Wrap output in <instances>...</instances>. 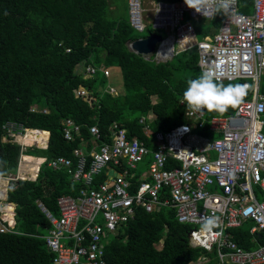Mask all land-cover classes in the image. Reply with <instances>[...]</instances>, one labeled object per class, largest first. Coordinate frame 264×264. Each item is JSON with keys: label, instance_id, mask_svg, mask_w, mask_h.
I'll list each match as a JSON object with an SVG mask.
<instances>
[{"label": "built area", "instance_id": "2783aa9c", "mask_svg": "<svg viewBox=\"0 0 264 264\" xmlns=\"http://www.w3.org/2000/svg\"><path fill=\"white\" fill-rule=\"evenodd\" d=\"M253 1L252 14L240 11V0H207L203 13L185 1L154 2L151 21L146 24L143 0H128L131 26L138 32L150 26L154 34L162 36L155 51L157 62L196 49L202 72L211 71L218 83L247 85L246 93L251 92L252 98L244 100L231 116L208 119L207 112L188 110V123L155 134V149L130 138L126 128L114 123L106 141L99 127L90 128L91 139L74 150L76 164L66 157L45 159L43 164L67 170L75 182L84 185L77 196L58 198L59 217L37 201L52 225L45 240L54 254L53 264H108L110 237L118 236L140 209L153 213L162 207L175 209L181 224L192 225L191 242L207 252L216 251L220 264H264V245L247 251L230 237L231 230L248 221L254 223L253 236L264 234V0ZM222 5H227V11ZM218 9L224 15L222 26L212 37L199 40L194 22L213 20ZM80 70L86 77L97 73L91 64ZM104 73L111 76L110 70ZM106 91L118 94L109 86ZM76 96L90 101L87 90H77ZM38 110L35 106L32 112ZM140 122L144 124L146 118ZM208 125L210 132L220 137L201 134ZM4 129L12 142L25 149L27 135L41 132L16 122H8ZM146 132L150 133L149 126ZM81 133V126L73 119L64 121L66 141H74ZM35 146L47 149L48 139ZM148 158L152 161L143 172L141 165ZM30 172L1 178L0 201H7L8 196V190L4 193L2 189L3 181L9 188L15 180H36L38 175L29 178ZM103 174L105 180L99 182ZM137 175L138 185L133 182ZM11 214V218L6 214L0 218V232L17 233L5 226L13 221L15 213ZM210 216L219 224L211 236L200 231L202 218Z\"/></svg>", "mask_w": 264, "mask_h": 264}, {"label": "trees", "instance_id": "16d2710c", "mask_svg": "<svg viewBox=\"0 0 264 264\" xmlns=\"http://www.w3.org/2000/svg\"><path fill=\"white\" fill-rule=\"evenodd\" d=\"M253 2L240 0V11L252 14ZM113 3L117 5V0ZM118 13L112 12L111 0H0V179L16 177L23 156L48 161L66 157L76 164L74 150L91 139L93 126L99 127L106 141L110 128L119 123L130 138L155 149L156 133L189 122L188 109L181 101L187 82L202 73L198 53L182 52L166 63L145 60L129 48L141 36L130 24L128 3L122 16ZM223 20L218 9L213 20L194 22L198 39L219 30ZM148 29L154 33L151 27ZM86 64L97 68L94 76L86 77L80 70ZM105 69L122 73L124 92L120 95L101 91L112 81ZM83 89L90 93L89 102L76 96V91ZM247 98L245 95L243 101ZM35 106L39 110L32 112ZM239 106L223 114L207 112L208 119L234 115ZM45 109L49 112H41ZM144 117L146 122L142 124ZM69 118L82 131L72 142L63 136V124ZM8 122L45 131L38 137L44 142L49 132L48 149H25L6 140L4 126ZM147 126L150 133L146 132ZM200 133L215 138L209 125ZM151 161L148 158L141 167L147 168ZM43 162L38 160L37 170ZM139 179L137 175L133 182L138 185ZM104 180V174L98 178L99 182ZM83 187L67 170H54L48 163L41 167L36 181H12L7 202L15 206V217L5 226L17 233L0 232V264H53L54 254L45 240L52 225L37 201L59 217L58 198L77 196ZM193 228L181 224L171 207L153 213L140 209L108 243L106 260L108 264H188L206 254L203 249L191 247L189 233ZM231 233L247 251L264 245V234L256 243L245 228ZM163 238V247L158 249L156 245ZM211 264L217 263L213 260Z\"/></svg>", "mask_w": 264, "mask_h": 264}, {"label": "clouds", "instance_id": "9594fccd", "mask_svg": "<svg viewBox=\"0 0 264 264\" xmlns=\"http://www.w3.org/2000/svg\"><path fill=\"white\" fill-rule=\"evenodd\" d=\"M185 3L197 13H203L207 4V0H185ZM222 8L227 11V5H222ZM260 50V46H257V51ZM246 89L247 85L240 83H229L227 85L220 84L216 81V78L211 71H204L196 78L190 79L187 82V87L183 92L182 102L184 105H186V108L192 112H199L201 114L206 112H216L223 114L226 113L230 108L235 109L239 104L242 103L243 98L246 95ZM49 138L50 133L48 137V145ZM26 145L27 148H39L35 145ZM42 159L45 160L47 158ZM21 161H23V158ZM39 172L36 175L39 176ZM218 226L219 224L217 218L214 216L205 217L202 218L200 223V231L208 233L210 236L215 235L216 233H214V229H216Z\"/></svg>", "mask_w": 264, "mask_h": 264}, {"label": "crops", "instance_id": "0c3cea01", "mask_svg": "<svg viewBox=\"0 0 264 264\" xmlns=\"http://www.w3.org/2000/svg\"><path fill=\"white\" fill-rule=\"evenodd\" d=\"M146 1H148V0H146ZM146 1H145V2H146ZM148 2H150L151 4L154 3L153 1H148ZM217 32H218V30H217L215 33H212L210 36H207V37H212V36L215 35ZM153 34H154V33H153ZM153 34H150V35H153ZM150 35H149V36H150ZM159 36H160V35H159ZM160 37H162V36H160ZM145 38H147V37H145ZM145 38H140V39H145ZM205 38H206V37H205ZM137 40H138V39H137ZM133 42H134V41H133ZM133 42L129 44V48L131 49V51H133V52L136 53L137 55L142 56L145 60H148V61H155L156 63H166V62H168V61H171L175 56L178 55V54L175 55V56H174L173 58H171L170 60L162 61V62H157V61L155 60V52L152 53V54H150V55H141V54H138V53H137L136 51H134L133 48H132V44H133ZM159 44H160V43L157 44L156 49H157V47H158ZM155 51H156V50H155ZM199 67H200V66H199ZM200 69H201V68H200ZM111 71H112V70H111ZM111 73H112V72H111ZM111 77H112V74H111V76H110L109 78L111 79ZM108 86H109V87H112V88H115V89L117 90L118 94H117V95H113V96H118V95H120L121 93L124 92L123 83L121 84L120 87H118V86H116L114 83H112V81H110V80H109V82H108L107 87H106L105 89H101V91H105V93H108V94H109V92L106 91L107 88H108ZM111 95H112V94H111ZM246 95L248 96L247 99H251V98H252V93H251V92L246 93ZM247 99H246V100H247ZM181 105L184 106V105L182 104V101H181ZM152 115H153V114H150L148 117H151V119H152V118H153ZM144 118H147V117H144ZM149 128H150V127H149ZM46 133L49 134V132H46ZM214 134H215V138L220 137L219 134H216V133H214ZM31 141H32V139L28 138L27 143H29V142H31ZM22 158H23V161L20 163L19 171H18V173H17V176H18L19 172H22V171H28L29 169H31L30 167H25V166H24V160H25V158H32V159H38V160H41V159H42V158H39V157H31V156H29V157H28V156H23ZM37 162H38V161H37ZM42 165H43V163L40 165V169H41ZM36 171H37V163H36V168H35L34 172L32 173V175H31V174L28 175V177H29V178H33V176L36 175ZM2 189H3L4 193H6V191H5L6 189L8 190V186H6V182H4V181H3V184H2ZM262 198H263V197L261 196L260 199H262ZM11 212L15 213V206H14L13 204L8 203L7 201H5V199H2V200L0 201V218L2 219L3 217H5V214H6L7 217L11 218V216H12ZM14 216H15V214H14ZM14 216H13V220H14ZM0 223H1V222H0ZM253 227H254V223L251 222V221H248V222L244 223V225H243L241 228H245V229H247L248 232H249V234H250V236H253V235L250 233V231H251V229H252ZM236 229H239V228H236ZM233 230H234V229H233ZM231 231H232V230H231ZM231 231H230V233H231ZM116 237H117V236H111L110 239H109V242H110L112 239H115ZM230 237L232 238L233 241H235L236 244H238V243L236 242V240L234 239V235H233L232 233L230 234ZM253 237H254L253 241L257 243V238H256V236H253ZM189 240H190V245H191L192 248H199V249H202V248H200V247L194 245V244L191 242L190 237H189ZM163 243H164V238L160 241L159 244L156 245V247H157L158 249H162V247H163ZM238 246H240V245L238 244ZM260 246H261V244L258 245V247L254 248L253 250L258 249ZM240 247H241V246H240ZM243 249H244V248H243ZM203 250L206 252L205 255L201 256V257H200L199 259H197L196 261H191V262L188 263V264H211V263L213 262V260H214L217 264H220V260H219V258H218V256H217V252H216V251H213V252L210 253V252H207L205 249H203ZM250 251H252V250H250ZM213 254H214V256L211 257L210 255H213Z\"/></svg>", "mask_w": 264, "mask_h": 264}, {"label": "rangeland", "instance_id": "374dc122", "mask_svg": "<svg viewBox=\"0 0 264 264\" xmlns=\"http://www.w3.org/2000/svg\"><path fill=\"white\" fill-rule=\"evenodd\" d=\"M128 3V0H117V5H115L113 3V0H111V10L112 12H116L117 10L119 11L117 16H122V14L124 13V8L126 7ZM119 7V9H118ZM143 8H144V21L146 22V24L150 23L152 15H153V5L148 2V1H143ZM187 19L189 20V17H187ZM150 27V26H148ZM138 36H141V38H145L148 37L150 35V31L149 29H147L145 32H137ZM112 72V83H114L116 86L120 87L121 84L123 83V76L122 73L120 71H111ZM140 170H142L143 172H147V168L146 167H141ZM19 171V170H18Z\"/></svg>", "mask_w": 264, "mask_h": 264}, {"label": "water", "instance_id": "95a60500", "mask_svg": "<svg viewBox=\"0 0 264 264\" xmlns=\"http://www.w3.org/2000/svg\"><path fill=\"white\" fill-rule=\"evenodd\" d=\"M161 41H162V37L153 34L145 39H138L134 41L132 44V48L138 54L150 55L155 52L157 44L160 43ZM196 52H197L196 49L191 50V53H196ZM5 139L8 140V137H6Z\"/></svg>", "mask_w": 264, "mask_h": 264}, {"label": "bare ground", "instance_id": "6f19581e", "mask_svg": "<svg viewBox=\"0 0 264 264\" xmlns=\"http://www.w3.org/2000/svg\"><path fill=\"white\" fill-rule=\"evenodd\" d=\"M40 133L36 134L37 138H32V141L27 143L28 137L30 136L27 135V137L24 139V143L28 144V145H41L43 143H45L44 141H41L38 137H40ZM29 157V156H28ZM38 159H32V158H25L24 160V166L25 167H30L31 168V172L30 174L32 175V173L34 172L35 168H36V163H37Z\"/></svg>", "mask_w": 264, "mask_h": 264}, {"label": "flooded vegetation", "instance_id": "af4514ba", "mask_svg": "<svg viewBox=\"0 0 264 264\" xmlns=\"http://www.w3.org/2000/svg\"><path fill=\"white\" fill-rule=\"evenodd\" d=\"M30 139H32V138H30Z\"/></svg>", "mask_w": 264, "mask_h": 264}]
</instances>
